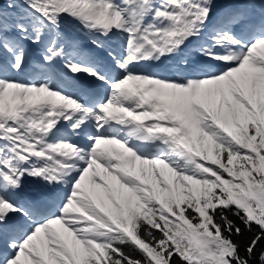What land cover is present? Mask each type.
<instances>
[{"label":"snow or ice","instance_id":"obj_1","mask_svg":"<svg viewBox=\"0 0 264 264\" xmlns=\"http://www.w3.org/2000/svg\"><path fill=\"white\" fill-rule=\"evenodd\" d=\"M0 264H264V0H0Z\"/></svg>","mask_w":264,"mask_h":264}]
</instances>
